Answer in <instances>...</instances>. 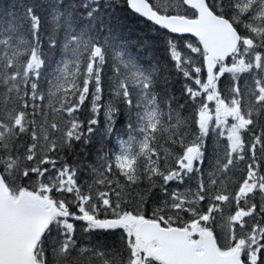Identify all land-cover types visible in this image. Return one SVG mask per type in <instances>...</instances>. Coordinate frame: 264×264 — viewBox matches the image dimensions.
I'll list each match as a JSON object with an SVG mask.
<instances>
[{"label": "snow or ice", "instance_id": "6c2138e0", "mask_svg": "<svg viewBox=\"0 0 264 264\" xmlns=\"http://www.w3.org/2000/svg\"><path fill=\"white\" fill-rule=\"evenodd\" d=\"M0 264H264V0L0 3Z\"/></svg>", "mask_w": 264, "mask_h": 264}, {"label": "trees", "instance_id": "16d2710c", "mask_svg": "<svg viewBox=\"0 0 264 264\" xmlns=\"http://www.w3.org/2000/svg\"><path fill=\"white\" fill-rule=\"evenodd\" d=\"M8 0H0V3H7ZM137 32H139L141 34V38H146V39H151L154 47L149 49L148 51L144 52L143 55L145 56V58H149V57H154L155 59H159L161 61L167 62V53L165 50V44L163 40L160 39H155L151 36L149 37H144L143 33L145 31H147L146 29H144L143 27H138L136 29ZM133 39H137V37L134 35ZM170 71H171V76L173 81L175 82V87L176 89H179V87L182 85L183 83V77L179 76L175 69L171 67V65H169Z\"/></svg>", "mask_w": 264, "mask_h": 264}, {"label": "water", "instance_id": "95a60500", "mask_svg": "<svg viewBox=\"0 0 264 264\" xmlns=\"http://www.w3.org/2000/svg\"><path fill=\"white\" fill-rule=\"evenodd\" d=\"M185 35H189V36H191L190 34H185ZM194 38V37H193Z\"/></svg>", "mask_w": 264, "mask_h": 264}, {"label": "rangeland", "instance_id": "374dc122", "mask_svg": "<svg viewBox=\"0 0 264 264\" xmlns=\"http://www.w3.org/2000/svg\"><path fill=\"white\" fill-rule=\"evenodd\" d=\"M187 38H190V37H187ZM192 39V38H191ZM147 59V58H146Z\"/></svg>", "mask_w": 264, "mask_h": 264}]
</instances>
